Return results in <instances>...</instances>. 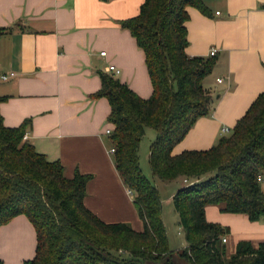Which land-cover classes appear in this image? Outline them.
Instances as JSON below:
<instances>
[{
    "label": "trees",
    "instance_id": "1",
    "mask_svg": "<svg viewBox=\"0 0 264 264\" xmlns=\"http://www.w3.org/2000/svg\"><path fill=\"white\" fill-rule=\"evenodd\" d=\"M187 8L210 14L201 0H144L135 17L120 22L144 54L149 98H140L113 75L99 74L95 97L109 104L114 167L131 193L141 231L101 221L83 204L91 175L75 171L66 178L59 161H48L22 140L26 123L8 128L0 116V226L18 215L32 225L35 253L23 264H264V242L256 247L239 242L227 258L222 239L228 229L205 218L206 206L214 205L252 222L264 219V92L231 134L209 149L172 153L209 114L204 80L216 64L214 56L186 55ZM146 129L156 133L148 154L153 180L186 182L172 197L185 233L182 250L169 248L159 191L140 169Z\"/></svg>",
    "mask_w": 264,
    "mask_h": 264
},
{
    "label": "crops",
    "instance_id": "2",
    "mask_svg": "<svg viewBox=\"0 0 264 264\" xmlns=\"http://www.w3.org/2000/svg\"><path fill=\"white\" fill-rule=\"evenodd\" d=\"M143 1L0 0L3 125L15 128L26 123V142L48 161H59L66 178L75 171L91 175L84 206L105 223H128L135 231L142 230V223L114 167L106 134L113 129L107 121L110 107L95 94L101 87L99 74H109L106 68L114 66L120 71L116 79L140 98L150 97L144 54L120 27V22L139 13ZM201 1L210 14L187 8L185 53L210 57L215 50L216 64L204 80L211 95L209 114L194 123L173 154L206 150L230 135L264 92V0ZM10 73L14 75L1 80ZM222 128L229 134L221 135ZM260 189L264 194V179ZM205 218L228 229L224 245L229 254L239 242L254 247L264 242V219L252 222L244 214L224 213L214 205L206 206ZM167 237L169 243L168 231ZM184 244L174 251L184 249ZM35 245L34 229L23 215L0 226L2 264L32 259Z\"/></svg>",
    "mask_w": 264,
    "mask_h": 264
},
{
    "label": "rangeland",
    "instance_id": "3",
    "mask_svg": "<svg viewBox=\"0 0 264 264\" xmlns=\"http://www.w3.org/2000/svg\"><path fill=\"white\" fill-rule=\"evenodd\" d=\"M155 139H156L155 131L152 129H146L145 135L141 139V142L139 145L140 169L143 175L153 185H155L159 191V195L161 199V206H162V218L167 227L170 249L172 250L181 249L180 246L185 245L184 244L185 233L179 225V216L174 209L173 202H172V195H174L178 191L177 188H180L183 184H186V182H182L180 179H178L177 181H172V182H163L157 179L153 180L151 172H150L149 163H148V154H149V148L151 144L155 141ZM218 207L221 208L220 206ZM226 236L227 234L225 235V237ZM234 251L229 254L227 252V247H225V256L229 258L234 253ZM176 263L186 264L185 262L181 260H176Z\"/></svg>",
    "mask_w": 264,
    "mask_h": 264
},
{
    "label": "built area",
    "instance_id": "4",
    "mask_svg": "<svg viewBox=\"0 0 264 264\" xmlns=\"http://www.w3.org/2000/svg\"><path fill=\"white\" fill-rule=\"evenodd\" d=\"M214 54H215V50L211 51L210 56H213ZM100 55H101V56H104V55H105V52H101ZM106 71H107L109 74L113 75V76H117V75L120 74V71H119L117 68H115L114 66H108V67L106 68ZM13 75H14L13 73H10L8 76H7V75H3V76H1V80H2V81H6L7 79H9V77H12ZM216 81H217V83H221V79H217ZM229 132H230V131H229L228 129H226V128H222L220 134H221V135H225V134H227V133H229ZM106 134H109V135H110V134H111V130H106ZM27 138H28V135L25 133L24 136H23V138H22V140H23V141H26ZM110 153H111V154L114 153V149H113V148H111ZM128 194L131 195L130 191H128ZM222 241L225 242V238L222 239Z\"/></svg>",
    "mask_w": 264,
    "mask_h": 264
}]
</instances>
